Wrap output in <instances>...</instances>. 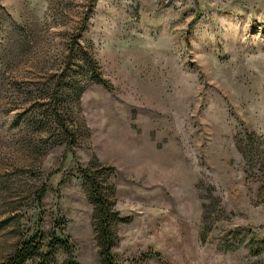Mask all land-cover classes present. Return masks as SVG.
Listing matches in <instances>:
<instances>
[{
  "label": "rangeland",
  "instance_id": "374dc122",
  "mask_svg": "<svg viewBox=\"0 0 264 264\" xmlns=\"http://www.w3.org/2000/svg\"><path fill=\"white\" fill-rule=\"evenodd\" d=\"M57 223L80 264L102 225L116 260L264 264V0H0V263Z\"/></svg>",
  "mask_w": 264,
  "mask_h": 264
},
{
  "label": "trees",
  "instance_id": "16d2710c",
  "mask_svg": "<svg viewBox=\"0 0 264 264\" xmlns=\"http://www.w3.org/2000/svg\"><path fill=\"white\" fill-rule=\"evenodd\" d=\"M49 236L36 232L22 240L15 251L0 264H55L58 252H63L66 259L61 264H80L73 258L74 246L63 227L56 224ZM101 264H145V256L128 261L116 260L111 253L112 242L110 234L104 225L100 227Z\"/></svg>",
  "mask_w": 264,
  "mask_h": 264
}]
</instances>
